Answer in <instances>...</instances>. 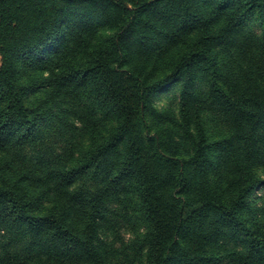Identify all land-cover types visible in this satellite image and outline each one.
<instances>
[{
	"label": "trees",
	"instance_id": "obj_1",
	"mask_svg": "<svg viewBox=\"0 0 264 264\" xmlns=\"http://www.w3.org/2000/svg\"><path fill=\"white\" fill-rule=\"evenodd\" d=\"M0 264H264V0H0Z\"/></svg>",
	"mask_w": 264,
	"mask_h": 264
},
{
	"label": "rangeland",
	"instance_id": "obj_2",
	"mask_svg": "<svg viewBox=\"0 0 264 264\" xmlns=\"http://www.w3.org/2000/svg\"><path fill=\"white\" fill-rule=\"evenodd\" d=\"M253 28H256V23L253 24ZM40 76H47V72H41L39 70H29L27 72H24L23 75L19 78V82L26 84L31 78L33 77H40ZM175 95V89L170 91H164L159 94H157L154 98V103L157 106V108L162 109L169 105L170 99ZM43 96L42 90H34L28 97H27V103L34 105V103L38 102ZM178 102V101H177ZM125 238H130V234H124Z\"/></svg>",
	"mask_w": 264,
	"mask_h": 264
}]
</instances>
